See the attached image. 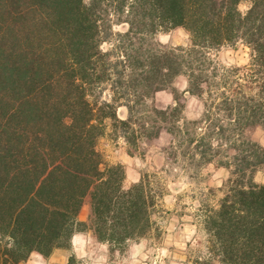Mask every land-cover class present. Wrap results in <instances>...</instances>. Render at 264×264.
Wrapping results in <instances>:
<instances>
[{
    "label": "trees",
    "instance_id": "16d2710c",
    "mask_svg": "<svg viewBox=\"0 0 264 264\" xmlns=\"http://www.w3.org/2000/svg\"><path fill=\"white\" fill-rule=\"evenodd\" d=\"M177 27L187 46L157 39ZM238 44L245 66L212 55ZM180 75L203 102L198 119L184 114ZM167 89L175 103L160 108ZM108 126L131 156L165 131L168 156L229 169L204 216L209 247L219 264H264V147L248 134L264 127V0H0V264L49 257L85 232L123 251L154 229L164 187L150 173L124 186V166L97 148Z\"/></svg>",
    "mask_w": 264,
    "mask_h": 264
},
{
    "label": "rangeland",
    "instance_id": "374dc122",
    "mask_svg": "<svg viewBox=\"0 0 264 264\" xmlns=\"http://www.w3.org/2000/svg\"><path fill=\"white\" fill-rule=\"evenodd\" d=\"M248 5V1H242L239 7L245 11ZM115 30L126 31L127 25H117ZM157 39L165 45L187 46L189 34L184 28L177 27L160 32ZM104 47H108V44ZM212 55L223 65L245 66L250 60V49L243 44L224 46ZM182 100L186 105L185 96ZM188 104L186 110L194 117L189 116L187 111H184L185 116L189 119L200 118L203 105L195 100ZM118 113L124 118L127 109L121 107ZM248 134L264 147L263 126L250 128ZM171 139V134L164 131L144 155L131 156L124 139L113 136L108 126L97 143L105 164L119 163L124 166L126 188L138 182L144 173L155 175L163 185L165 195L154 217L155 227L149 234L130 241L123 251H111L107 243L98 242L91 232H85L75 238L73 248L64 249L50 260L32 257L30 262L23 264H65L72 254L76 256L74 264H219L209 247L204 216L218 207L230 170L215 162L201 167L187 166L181 160L168 156L165 151ZM254 179L264 184V165L255 173ZM88 216L89 204L85 203L79 219L86 221ZM212 259L215 260L212 262Z\"/></svg>",
    "mask_w": 264,
    "mask_h": 264
},
{
    "label": "crops",
    "instance_id": "0c3cea01",
    "mask_svg": "<svg viewBox=\"0 0 264 264\" xmlns=\"http://www.w3.org/2000/svg\"><path fill=\"white\" fill-rule=\"evenodd\" d=\"M173 86L175 88H177L179 91L181 92H184V96L186 98V106H185V111H187V114H188V110H186V108H188L189 106V102L191 100H195L197 101L198 103L202 104V101L191 95L188 91H187V87H188V79L185 75H180L178 76L175 80H174V83H173ZM155 103L157 104L158 107H161V108H166L168 106H171L175 103V100H174V96L172 94V92L170 90H161V91H158L155 93ZM189 115V114H188ZM191 116V115H189ZM191 117H194V116H191ZM82 236L81 233H76L74 236H73V239H72V244H71V247L70 248H73V245L75 244V238L77 237H80ZM75 249V248H74ZM64 249L62 248H58V249H55L54 252L49 256V257H44L43 255H41L40 253H37V252H33L29 259L27 260V263L30 262V258L32 257H42V259H45V260H50L55 254H59L63 251ZM26 262V261H25ZM65 264H67L65 262Z\"/></svg>",
    "mask_w": 264,
    "mask_h": 264
}]
</instances>
